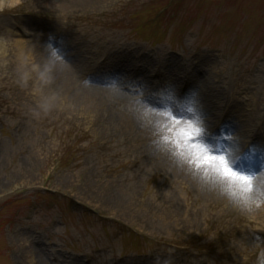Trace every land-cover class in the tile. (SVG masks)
<instances>
[{
	"label": "rangeland",
	"instance_id": "374dc122",
	"mask_svg": "<svg viewBox=\"0 0 264 264\" xmlns=\"http://www.w3.org/2000/svg\"><path fill=\"white\" fill-rule=\"evenodd\" d=\"M10 1L0 0V264H264L253 259L264 253L258 195L240 203L192 184L190 120L121 91L179 106L190 83L203 135L224 115L243 130L252 109L256 134L264 0H175L168 11L171 0ZM15 42L32 55L18 66Z\"/></svg>",
	"mask_w": 264,
	"mask_h": 264
},
{
	"label": "bare ground",
	"instance_id": "6f19581e",
	"mask_svg": "<svg viewBox=\"0 0 264 264\" xmlns=\"http://www.w3.org/2000/svg\"><path fill=\"white\" fill-rule=\"evenodd\" d=\"M12 2H15V0H11L9 3H12ZM68 2V1H67ZM4 3V2H3ZM13 4V3H12ZM2 7V3H0V8ZM15 48L16 49H21L19 52H20V55L18 56L17 55V61L16 63L18 62V64H15L16 66L18 65H22L26 60H29L30 58H32V55H29V52L27 50H24L23 46L21 45V42H15ZM21 45V46H20ZM53 49L55 48V51L60 53L62 49L61 47H55V46H51ZM25 49H28V48H25ZM2 52L5 53V51H3L2 47L0 46V57H2ZM58 55H61V54H58ZM22 57L24 58H27V59H22ZM203 86L206 88L209 86V82L206 80L204 83H203ZM207 91V90H206ZM248 94L251 93V91H247ZM78 104H81L82 102L78 101L77 102ZM204 112H205V117L209 120V121H212L213 119V116H214V113L210 110V108H204ZM239 114V113H238ZM260 115V114H259ZM242 116V113H240L238 115V117L240 118ZM243 118V116H242ZM257 114L255 112V110H251V114L249 116V119H246L244 121L240 120L242 124V129L243 130H235V139H238L240 140V143L239 145H236V144H232V143H229V146L230 148L228 150H226L225 154L228 159H232V160H235V159H238L239 158V153L237 155H234V153H236V151L238 149H236V147H240L241 145H243V142L242 140L245 139V138H248L250 137V130H249V123L250 122H253V120L257 119ZM206 119V120H207ZM247 122V123H246ZM174 123H177V124H182L184 122H174ZM241 136V137H240ZM259 147V146H257ZM243 148H241L242 150ZM257 150V149H255ZM187 163L186 164H191L194 162V164H196L197 160H195V155L193 154L191 157H188L186 160H185ZM197 168V167H196ZM196 168L194 169V172L195 174L193 175V173L189 176L188 175V178L190 180V182H192V184H197V187L199 189H202V188H205V189H210L211 186L215 187V186H219L221 187V191L226 193V194H229L230 193H236L237 196L240 195V189H239V186L226 180V179H223L221 178L220 176H218L215 171L207 166H202L200 168H198L197 172H196ZM202 178V180H201ZM255 181H257L260 185L263 183L264 184V174H259V173H256V176H255ZM257 194L253 187H252V191L248 194V196L245 198L244 201H241L240 199L234 197V202H240V203H243L245 202L248 198H253L254 199V196L257 197ZM259 199V197H258ZM252 200H249L248 202H251ZM264 208V206H263ZM264 212V210H263ZM261 216V214H260ZM264 216H262L261 219H263ZM33 256H32V255ZM28 258H36L33 254V252L30 250V253L28 255Z\"/></svg>",
	"mask_w": 264,
	"mask_h": 264
},
{
	"label": "snow or ice",
	"instance_id": "6c2138e0",
	"mask_svg": "<svg viewBox=\"0 0 264 264\" xmlns=\"http://www.w3.org/2000/svg\"><path fill=\"white\" fill-rule=\"evenodd\" d=\"M184 108L185 111L190 114L191 119L187 123V130L182 131L181 135L184 137L185 144L191 145L196 149V167L200 168L202 166H207L213 169L215 173L223 179H226L232 183L250 186L252 183V178L233 171L226 155H211L206 151V149L194 143L204 134L205 131L204 120L202 118L196 98L192 97L188 99L185 102Z\"/></svg>",
	"mask_w": 264,
	"mask_h": 264
},
{
	"label": "clouds",
	"instance_id": "9594fccd",
	"mask_svg": "<svg viewBox=\"0 0 264 264\" xmlns=\"http://www.w3.org/2000/svg\"><path fill=\"white\" fill-rule=\"evenodd\" d=\"M239 186L240 189V195L237 196L236 193H230V196H234L241 201H244L245 198L248 196V194L252 191V184L250 186L234 183ZM259 199L257 202L253 204V207L259 208L261 206H264V189L261 190L260 193L257 194ZM247 210V209H246ZM261 258H264V253H261Z\"/></svg>",
	"mask_w": 264,
	"mask_h": 264
}]
</instances>
